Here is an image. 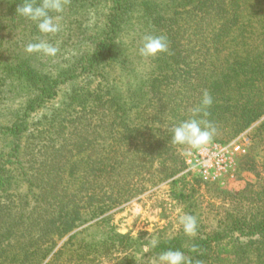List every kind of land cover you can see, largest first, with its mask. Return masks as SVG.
<instances>
[{"label": "trees", "instance_id": "obj_1", "mask_svg": "<svg viewBox=\"0 0 264 264\" xmlns=\"http://www.w3.org/2000/svg\"><path fill=\"white\" fill-rule=\"evenodd\" d=\"M19 1H2L8 9L0 27L11 28L7 16ZM67 1L76 9L81 0ZM255 1L89 0L76 10L92 7L100 24L70 27L75 44L64 48L67 58L27 56L0 36V54L10 55L0 62V264H101L105 252L122 247L132 253L128 264L137 252L139 263L154 264L168 250L190 264H264V187L211 233H176L154 247L118 233L108 215L136 196L138 182L174 176L175 167L166 166L172 172L164 178L148 170L189 94L216 93L228 79L230 90L253 87L248 98L258 110L243 124L263 116L264 0ZM38 34L32 43L59 39V32ZM146 35L165 36L168 51L141 56Z\"/></svg>", "mask_w": 264, "mask_h": 264}, {"label": "rangeland", "instance_id": "obj_2", "mask_svg": "<svg viewBox=\"0 0 264 264\" xmlns=\"http://www.w3.org/2000/svg\"><path fill=\"white\" fill-rule=\"evenodd\" d=\"M2 1L0 0V15L2 13L6 14L8 9L6 3L3 4ZM83 1L85 2L83 3ZM258 1H255L256 5L259 4ZM17 2L20 1L17 0ZM17 2L15 3L18 6L14 5L12 14L7 16L8 19L13 20L10 22L12 26L6 30L0 27V32L3 31L0 36L9 44L12 43L14 46H18V50L24 51V54L28 56L30 54L26 51V47L32 43L31 41L40 39L39 30L35 22L17 15V8L23 4H17ZM88 3L89 0H81L75 4L76 9L82 5L88 7ZM76 9L70 7L68 1L65 0L64 10L58 14L61 26L59 39L54 42L48 41L47 37L41 39L58 49L56 57L67 58L66 49L64 48H73L75 44V39L67 35L70 27L76 28L82 24L81 26L87 28V26L95 27L96 23L100 24L99 16L95 14L92 7L87 9V13L82 14ZM51 15L55 16V14ZM29 30L31 32L36 31L33 36L31 35V39L27 37ZM49 36L53 35L49 34ZM24 40L22 46L21 42ZM226 47L230 46L226 44ZM228 51L227 48L225 53ZM11 52L12 49L9 53ZM15 52H17L16 48L11 55L14 56ZM49 57L51 56L44 55L46 60ZM9 59L10 55L8 53L0 54V62L5 61L4 63H6V61H10ZM4 63L1 64L4 65ZM217 63L219 66L221 65L220 61H217ZM215 77L216 75L211 77L210 82H214ZM226 83H229L228 79H220L218 86L215 85L217 83H212L218 90L216 93L209 92L213 93V104L207 109L209 114L206 117L203 112L193 117V110L200 105L199 101L202 98L201 96L193 97V94H189L190 99L183 106L185 110L180 116L182 119L179 120V123L191 118L205 119L214 124L217 129L216 135L212 142L201 150L193 149L188 145L173 144L172 135L169 136L167 144L162 148L163 154L152 163V167L148 172L150 174L158 172L159 177L164 178L165 173L172 172V170L166 169V166H169L172 169L175 167L174 176L165 178L162 181L155 178L153 183L148 184L145 181L137 183L136 186L139 189L136 196L108 214L111 218V225L118 233L139 239L142 243L147 241L152 243L158 239L175 236L176 233L183 235L185 232L183 225L180 224V217L189 214L194 215L197 219L195 236L208 234L212 232L211 230L215 227L217 221L226 217L229 211H235L237 205L241 204L247 207V194L262 190L264 187V127H261V125L264 123V114L250 126H247L246 123L243 124V118H246L248 114L253 115L258 110L255 107L256 103L248 98V94L252 93L251 88L253 87L242 86L230 90ZM228 97L233 98L232 104H225L226 108H222L221 104L226 103L227 100L225 99H228ZM59 99L60 97L53 102H49L47 108L49 109L50 106L57 104ZM181 99L183 98L181 97ZM17 100L16 107L24 105L26 101L25 98ZM240 105H243V108ZM43 113L35 114L37 116H33L35 117L33 122H36ZM214 145H217L231 158L230 167L227 171H218V167L214 168L212 166L213 163L215 164L212 155ZM237 147H241L240 150L237 151ZM140 171H143V169ZM142 177L140 176V180H142ZM135 182L137 181L135 180ZM182 193L185 195L184 197H181ZM131 254L128 248L122 247L115 252L111 250L103 254L101 264H128L126 256ZM135 255L136 264H141L138 261L140 253L137 252ZM153 263L159 264V261L153 260Z\"/></svg>", "mask_w": 264, "mask_h": 264}, {"label": "clouds", "instance_id": "obj_3", "mask_svg": "<svg viewBox=\"0 0 264 264\" xmlns=\"http://www.w3.org/2000/svg\"><path fill=\"white\" fill-rule=\"evenodd\" d=\"M65 0H42L37 4L35 0H23L21 7L17 8V15L26 17L37 24L42 34L55 35L61 30L60 16L64 10ZM56 13L57 15H51ZM28 53H43L47 56H55L58 49L46 41L30 43L26 47ZM143 57H155L168 51L167 38L163 35H146L140 48ZM213 104V97L205 90L201 104L193 110V117L203 112L208 116L207 109ZM217 129L210 121L191 118L181 122L172 129V143L176 145H188L193 149L201 150L209 145ZM180 224L186 235L195 236L197 231V219L194 215L185 214L180 217ZM153 247L155 241L152 242ZM195 251V248H193ZM159 264H190L184 253L179 250H168L159 256Z\"/></svg>", "mask_w": 264, "mask_h": 264}, {"label": "built area", "instance_id": "obj_4", "mask_svg": "<svg viewBox=\"0 0 264 264\" xmlns=\"http://www.w3.org/2000/svg\"><path fill=\"white\" fill-rule=\"evenodd\" d=\"M241 147H237L236 150H240ZM203 151V150H202ZM201 151V152H202ZM212 155L214 156V162L212 166L214 168L218 167V171H227L228 168L230 167V157L226 155V153L220 149L217 145H214L212 148Z\"/></svg>", "mask_w": 264, "mask_h": 264}]
</instances>
